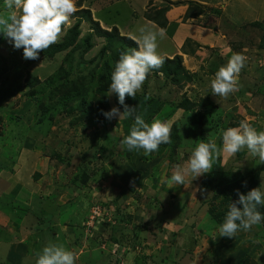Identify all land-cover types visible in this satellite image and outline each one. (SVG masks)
<instances>
[{
	"label": "rangeland",
	"instance_id": "rangeland-1",
	"mask_svg": "<svg viewBox=\"0 0 264 264\" xmlns=\"http://www.w3.org/2000/svg\"><path fill=\"white\" fill-rule=\"evenodd\" d=\"M76 6L56 43L81 9L123 36L157 25L145 13H174V21L167 18L166 37H158L157 52L176 50L178 36L183 54L176 55L191 79L172 84L150 71L136 98L126 97L125 103L137 106L146 122H167L176 140L147 156L121 145L133 120L109 121L101 113L124 108L116 104L117 95L98 92L106 87L97 77L104 76L101 66L114 61L107 53L91 62L106 44L91 22L82 23L79 41L81 46V37L94 34L91 56L72 48L25 60L23 49L0 34V264H35V253L49 241L73 251L75 264H264V222L235 238L220 237L230 203H205L212 192L206 198L197 191L205 174L186 187L168 182L172 166L183 164L199 142L222 147L223 131L243 119L264 130V0H76ZM6 11L0 0V14ZM234 53L247 57L239 90L217 103L210 81ZM93 70L97 76L86 77L82 87L86 110L92 108L87 115L81 97L68 104L60 99L78 95L62 88L67 75L74 80ZM29 75L40 84L29 86ZM262 165L245 148L215 159L212 170L250 176Z\"/></svg>",
	"mask_w": 264,
	"mask_h": 264
},
{
	"label": "clouds",
	"instance_id": "clouds-1",
	"mask_svg": "<svg viewBox=\"0 0 264 264\" xmlns=\"http://www.w3.org/2000/svg\"><path fill=\"white\" fill-rule=\"evenodd\" d=\"M4 8L7 11L0 14V34L15 49H23L25 60H38L41 51L57 42L62 28L77 11L76 0H4ZM138 33V36L131 37L136 47L122 51L115 62L108 89L109 96L117 95L124 110L113 107L108 111L102 109L101 113L109 121L132 118L130 133L122 138L121 145L130 152L142 149L147 156L158 151L161 144L171 143V128L159 119L146 122L143 115L137 113V106H129L125 100L126 97L135 99L148 73L162 65L157 40L158 37H166V30L145 25L138 28ZM246 60L242 53H234L216 71L210 81V89L211 94L217 97V103L239 90L237 77ZM145 99H150V96ZM245 148L258 159L259 164H264V130L258 131L247 119L241 120L239 126L223 131L222 147L214 141L199 142L183 164L172 166L168 182L186 187L198 177L210 173L215 159L223 154L234 155ZM130 184L135 188L134 180ZM262 185L264 179L259 187L246 194L236 190L238 199L231 200L224 221L218 226L220 237L235 238L240 231L249 232L253 226L264 222V214L258 210L259 206H264ZM197 191L206 198L211 194L206 189L198 188ZM76 259L73 251L52 241L35 253V264H75Z\"/></svg>",
	"mask_w": 264,
	"mask_h": 264
},
{
	"label": "trees",
	"instance_id": "trees-1",
	"mask_svg": "<svg viewBox=\"0 0 264 264\" xmlns=\"http://www.w3.org/2000/svg\"><path fill=\"white\" fill-rule=\"evenodd\" d=\"M168 10H158L156 15L152 16L151 14H146V18L150 21H153L157 23L161 28L167 29L168 28V19L166 17V13H168ZM78 19L76 21V24L67 31L66 36L64 39L60 40L59 43H56L54 45H51L46 51H43L47 57H54L58 54L65 53L67 50L72 49V51H76L78 49H81L82 51V57L85 54H89L90 56L93 55L91 52L95 45L93 44V36L94 34H88L84 38L81 37L82 45L80 46V36H82L81 26L82 23L85 21H89L92 24L93 27V33H96L99 37L104 38L106 40V44L101 48L99 54L92 59L91 62H96L98 59L106 55L107 53H111L112 59H113V65H111V61L107 60L100 68L101 72L104 73V76L100 75H94L95 70H93L92 73H90L88 76H80V74L76 75L78 76L74 80L70 79V76L67 75L65 77V85L62 84V88H66L67 91H75L78 92V95H69L64 96V98H61V102L64 104H68L69 100L76 101L78 98L81 97V112L86 113L88 111V114H91V107L90 110H86V99L83 96L84 90L83 87V80L87 79L86 77L91 76L92 79H94L95 76H97L99 79L103 80L105 90L103 88L98 89L99 94H106L109 91V85L111 83V76L109 72L111 71L112 67H114L115 62L119 59L120 53L122 51H125L126 49L130 47H136V44L131 39L130 36H123L118 27H113L111 30H106L101 27L99 22L95 21L92 16V11L90 9H81L79 13L77 14ZM195 15H193L194 17ZM83 48V49H82ZM81 57V60H82ZM162 65L159 68L152 69L151 71L154 72V74L162 73L167 80L171 81L172 84H180L184 79L190 80L191 79V73H189L185 67L183 66V61L181 56L176 55L174 58L170 59L169 57H163L162 58ZM30 77V78H29ZM27 78V84L31 87H34L38 84H40V79H38L35 76H30ZM71 81L72 83H70ZM81 86V89H80ZM83 96V97H82ZM38 100V97L35 98ZM226 100H230V97H228ZM118 103V97L117 102ZM127 103V102H126ZM131 102L129 103V105ZM91 106V105H89ZM105 111V110H104ZM202 139V138H201ZM176 140V136L172 137L170 145H172L173 141ZM264 172V164L261 166L259 170H254L253 173L250 176L243 175L241 173H237L234 170H217L214 169L210 173H206L205 177L203 178L202 182V188L206 190H210L212 192V195L208 201L205 203L209 204H217L216 202L224 200L229 203H231V200L238 199V195L236 193V190L239 189L241 192H244L245 194L251 190L252 188L259 187L261 185L260 178L261 174ZM247 182V186L245 187L244 184ZM204 198V196L202 197ZM201 198V199H202ZM203 201V200H201ZM204 203V202H203ZM213 206V205H212ZM210 207V206H209ZM242 207V206H241ZM201 208V206H199ZM258 210L264 214V206H259ZM201 211V210H199ZM197 212V211H196ZM199 216V215H197ZM215 221V220H214ZM216 222V221H215Z\"/></svg>",
	"mask_w": 264,
	"mask_h": 264
},
{
	"label": "crops",
	"instance_id": "crops-1",
	"mask_svg": "<svg viewBox=\"0 0 264 264\" xmlns=\"http://www.w3.org/2000/svg\"><path fill=\"white\" fill-rule=\"evenodd\" d=\"M172 11H173V10H172ZM169 13H170L171 16L169 15ZM173 14H174V13H171V12L168 11V13H166V17H167L169 20L174 21L175 18L172 17V16H175V15H173ZM144 18H145V17H143L142 19H144ZM146 20H147V19H146ZM149 24H150V21H149ZM151 25H154L153 27H154L155 29H158L156 24L153 23V24H151ZM112 27H114V26H112ZM112 27H107V30H111ZM153 27H152V28H153ZM118 29H119V28H118ZM119 31H120V30H119ZM120 32H121V31H120ZM121 34L124 35L123 32H121ZM128 35H130V37H132V36H134V35H136V34H134L133 32L130 31L129 33L126 34V36H128ZM136 36H137V35H136ZM201 37H202V35H201ZM175 38H176V39L173 40V44H174V46H175L176 48L173 46V44H172V46H173L177 51L174 50V49L172 48V49H171L172 52H170V51L161 52V53H159V55H160L161 57H165V56H166V57L171 58L172 56H175L176 54H181V55L183 54V53L181 52V50L178 48V47H180V48L183 47V44H182L180 41H177V39L179 40L178 36L175 37ZM198 39H199V41L201 42V39H202V38L199 37ZM201 44H202V43H201ZM177 48H178V49H177ZM184 55H185V54H184ZM208 232H209V231H208ZM6 261H8V260H6ZM6 263H7V262H6Z\"/></svg>",
	"mask_w": 264,
	"mask_h": 264
}]
</instances>
